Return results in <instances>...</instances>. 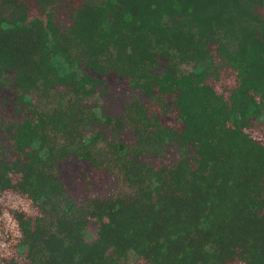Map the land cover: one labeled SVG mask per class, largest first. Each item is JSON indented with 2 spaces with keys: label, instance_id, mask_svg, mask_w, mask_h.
<instances>
[{
  "label": "trees",
  "instance_id": "1",
  "mask_svg": "<svg viewBox=\"0 0 264 264\" xmlns=\"http://www.w3.org/2000/svg\"><path fill=\"white\" fill-rule=\"evenodd\" d=\"M180 38L188 45L180 48ZM210 40L237 73L227 95L198 85ZM168 49L185 58L193 52L198 69L182 79L150 75L152 50ZM114 65L134 72L144 94L155 85L177 88L183 124L162 127L138 100L113 120L135 138L107 142L118 152L127 191L118 206L103 201V240L110 245L109 234L122 235L110 228L119 219L123 227L150 224L165 264H264V135L249 121L264 114V0H0V101L12 107L0 117V264H70L62 244L47 245L57 236L18 209L45 202L54 189L63 192L55 152L65 155L69 144L77 156L90 157L99 134L78 129L96 116L82 103L96 83L89 70L104 73ZM67 129L73 133L65 135ZM171 141L180 159L157 168L140 161L143 152L157 153ZM4 210L17 219L20 237L4 230ZM3 234L17 239L7 238L18 257L3 253ZM100 251L94 248L91 257Z\"/></svg>",
  "mask_w": 264,
  "mask_h": 264
},
{
  "label": "flooded vegetation",
  "instance_id": "2",
  "mask_svg": "<svg viewBox=\"0 0 264 264\" xmlns=\"http://www.w3.org/2000/svg\"><path fill=\"white\" fill-rule=\"evenodd\" d=\"M53 17L55 21L62 19L59 13H54ZM178 19L181 22H186L188 20L184 17H179ZM242 21L245 25L248 24L247 19L243 18ZM262 21L263 19L261 18L255 20L257 24L256 27L260 30L263 29ZM181 29L186 31L187 27L182 26ZM180 39L182 42L180 48L188 45V42L185 39ZM207 45L210 58L206 61L203 68L201 69L203 72L200 76L201 79L199 80L198 85H206L212 88L214 92H222L227 95L228 90L234 87L237 83L236 70L230 65L223 64L219 54L216 51L217 43L215 40L208 41ZM179 52L180 51H176L175 49H168V51L152 50L153 59L147 60V62L150 63V75H165L167 72H169L177 79H182L183 76L192 74L198 69L197 61L194 59L193 52L188 51L192 54V57L186 58L180 56ZM89 73L92 77L96 78V83L91 86V92L83 98L82 103L85 109L95 112L96 116L94 117L95 119L93 121H81V123L78 124V129L84 134H99V138L97 139L95 147L92 148L90 157L87 159L77 156L76 153L72 151V147L69 144H67V147L69 146V148L67 149L65 155L57 156V153L55 152L53 155L54 160L52 161V165L53 168L57 169L58 179L62 185L63 192H55L54 189L52 195L48 196V200L45 202H39L30 208L27 201L24 202L23 205L25 209L18 210H21L29 215L28 218L34 223L33 226L47 229L52 235L54 234L53 237L57 236L58 240H54L52 242L48 240L47 245L49 247L51 246L61 249L59 246L62 244L64 247L62 251L66 255V259L70 264H165L161 261V258L158 255L160 250L158 249V246L156 247L157 243L155 242L152 231L150 230V224H147V227L145 228L140 227V224H135L131 227H123L121 225L122 221L119 219L116 220L115 223L113 222L110 224V228L114 232L121 229L123 233L121 236L115 235V233L109 234L107 237L108 241H110L109 245L103 240V235L100 232V223L103 221H108L107 217H105L103 214V201L110 199L112 204L118 206L120 198L119 195H122L125 193L124 191H127L125 185L123 186L124 176L121 170H119L118 161L115 159V157L118 156V152H111L110 150L112 147L107 144V142L120 141L121 132L125 131L124 129L126 128L119 129L114 127L113 120L116 117L122 116L123 108L125 106L130 105L135 100H138L143 103L146 115L149 118H156L162 127H168L172 130H174V127L181 128L183 123L180 121V117L183 107L174 105L177 88L174 90L172 89L171 91H159L157 89L158 87L155 85L151 89L152 93L150 95L144 94L141 89L134 84V72L127 71L126 69L120 70L118 65H114L112 69H106L104 73L90 70ZM109 76H112L114 79L111 86L117 91V94H120L122 91L130 93V98L122 104V112L113 116L103 115L100 111L101 109L94 108L93 106H87V101L91 97L94 95L102 97V95L106 93V90L110 87V83H108L106 80V78ZM41 101L43 102L46 100L42 99ZM37 104L40 106L39 103ZM172 110H174V116L172 115ZM167 114L174 118V120L177 122V126L172 124L169 125L161 121L162 116ZM202 117L206 118V116L203 115ZM210 120L212 123L216 122L215 120ZM258 120L259 121L256 122L252 118L249 119V121L252 123L251 129L261 135H264V133L255 129L256 126L263 125L262 123H264V114H260ZM105 126H107V129H104ZM128 129L133 135V139L130 141L132 142L135 138V135L130 128ZM105 131H108V133H105ZM72 133L73 131H70V129L65 130V135L67 136L71 135ZM58 136H61L60 131H58ZM62 140V138H59L57 139V142L61 143ZM68 141L69 139L66 137L64 142ZM171 146H173L174 150L177 152L174 160H171L168 163L160 162L158 165H155L153 159L162 158L163 155L168 151V148ZM93 149L101 153L95 154ZM156 151L157 153L148 150L143 152L140 155V161L149 164L153 168H157L161 165H170L175 160L180 159L182 156L181 149L174 141L164 145L162 148L160 147ZM71 156L86 162L91 168H101L108 174L113 175L117 184L114 192H111L108 195L100 198L96 196H86L82 200V203L74 202L70 197V193L68 192L66 185L67 183L65 184V182L62 181L58 171L59 164ZM126 156L128 158L132 157L129 150L126 153ZM110 157L113 159V162L109 164L104 162V158L108 160ZM131 219L133 222L137 221L134 218ZM1 220L4 230L8 229L10 232L15 231L16 237L21 236L19 235V224L14 216H11L9 212L4 210ZM1 237L5 241V246L2 249L3 253L9 254L13 250L17 254H15V256L18 257L19 253L15 250V248H8V243L10 241L16 242L17 239L12 236L9 237L6 234H3ZM161 240L160 242H162ZM66 247H68V251L65 250ZM94 248L95 251L97 249L101 250L99 252L100 255L95 258L91 257V253L93 252ZM196 264H200L199 261H197Z\"/></svg>",
  "mask_w": 264,
  "mask_h": 264
},
{
  "label": "rangeland",
  "instance_id": "3",
  "mask_svg": "<svg viewBox=\"0 0 264 264\" xmlns=\"http://www.w3.org/2000/svg\"><path fill=\"white\" fill-rule=\"evenodd\" d=\"M106 80L110 83V87L106 90V93L103 94L102 97H98V95L91 97L87 101V106L101 109L100 111L103 115H118L122 112V104L130 98V93L122 91L120 94H117V91L111 86L114 81L112 76L107 77ZM39 104L41 106L42 101L39 102ZM11 110V106L2 104L0 101V117L6 118L11 114ZM172 111V115L174 116V110ZM161 121L169 125L172 124L177 126V122L173 117H170L169 114L163 115ZM262 124L263 125L256 126L255 129L264 133V123ZM104 129H107V126H105ZM124 130L125 131L121 132L120 138L125 142H130L133 139V135L128 128ZM105 133H108V131H105ZM4 145L6 144L4 143ZM176 154L177 152L174 150L173 146H171L162 158L153 159L154 164L158 165L160 162L168 163L174 160ZM142 159L144 160L143 157ZM58 171L62 181L65 182V184L67 183L66 185L71 199L76 203H82V200L86 196L104 197L114 192L115 187H117L113 175L108 174L101 168H91L86 162L72 156L59 164Z\"/></svg>",
  "mask_w": 264,
  "mask_h": 264
}]
</instances>
